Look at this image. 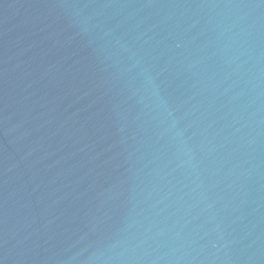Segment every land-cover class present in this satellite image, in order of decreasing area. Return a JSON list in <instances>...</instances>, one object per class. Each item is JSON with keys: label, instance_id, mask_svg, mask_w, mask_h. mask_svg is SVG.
<instances>
[{"label": "water", "instance_id": "1", "mask_svg": "<svg viewBox=\"0 0 264 264\" xmlns=\"http://www.w3.org/2000/svg\"><path fill=\"white\" fill-rule=\"evenodd\" d=\"M0 264H264V0H0Z\"/></svg>", "mask_w": 264, "mask_h": 264}]
</instances>
